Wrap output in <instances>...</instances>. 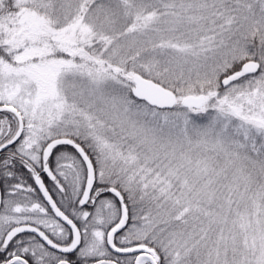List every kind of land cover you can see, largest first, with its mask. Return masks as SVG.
Instances as JSON below:
<instances>
[{
    "label": "snow or ice",
    "instance_id": "1",
    "mask_svg": "<svg viewBox=\"0 0 264 264\" xmlns=\"http://www.w3.org/2000/svg\"><path fill=\"white\" fill-rule=\"evenodd\" d=\"M0 264H264V0H0Z\"/></svg>",
    "mask_w": 264,
    "mask_h": 264
}]
</instances>
